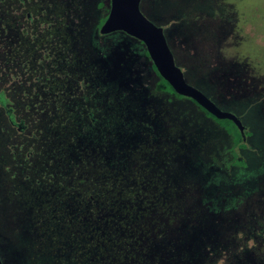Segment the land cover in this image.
I'll return each instance as SVG.
<instances>
[{
  "label": "rangeland",
  "instance_id": "rangeland-1",
  "mask_svg": "<svg viewBox=\"0 0 264 264\" xmlns=\"http://www.w3.org/2000/svg\"><path fill=\"white\" fill-rule=\"evenodd\" d=\"M141 9L164 28L187 81L224 111L237 115L251 134L246 139L249 148L237 149L247 168L227 169L203 154L205 148L212 149L198 146L193 133L214 136L220 145L226 133L191 100L151 93L156 78L143 60L144 47L137 39L123 32L96 31L98 22L110 13V0H47L43 10L51 20L42 31L51 27L52 42L42 59L47 63L42 64H52L53 80L47 89L44 83L34 88L48 103L37 96L30 100L35 106L27 108L29 97L21 90L32 84L22 83V78L20 83L8 81L0 73V257L4 264H56L51 249L58 245L59 236L80 250L72 257L68 255L72 251L67 254L56 248L67 257L63 264H156L154 257H163L161 264H199L194 259L226 255L261 264L264 0H142ZM2 55L0 51V59ZM60 114L71 122L63 125ZM11 120L23 124L21 130ZM91 144L101 149L106 162L124 159L128 166L140 168L138 178L153 190L164 183L161 169L177 164L181 155L201 160L204 168L194 187L185 184L190 189L181 194H188V202L178 224L183 225L182 237L189 239L191 247L166 250L162 241L154 246L155 234L144 237L136 230L138 225L131 231L122 226L120 235L112 237L111 223L101 220L109 215L94 210L87 221L88 210L80 201L69 210L63 202L34 206L33 199L53 196L49 181H42L45 174L56 178V173H75L74 158ZM186 163L183 159L181 165L186 168ZM172 176L180 180L176 172ZM105 177L118 178V174L109 171ZM51 216L58 219L54 228L47 223L52 222ZM187 225L192 230L186 235ZM129 232L139 240L128 243ZM95 237L109 241L93 247L90 242Z\"/></svg>",
  "mask_w": 264,
  "mask_h": 264
},
{
  "label": "trees",
  "instance_id": "trees-1",
  "mask_svg": "<svg viewBox=\"0 0 264 264\" xmlns=\"http://www.w3.org/2000/svg\"><path fill=\"white\" fill-rule=\"evenodd\" d=\"M105 21L106 18L102 19L97 28L101 29ZM139 43L143 46L141 42ZM143 60L149 63L152 73L156 78L155 85L151 92L153 95L166 94L180 100L188 99L179 95L173 87L161 77L156 67L154 65L151 66V59L148 57V53L143 55ZM36 86L39 88L40 85L36 84ZM38 99L42 100V103H48V101L44 100L42 97H39ZM0 100H2L1 97ZM27 100V108L35 106L34 103H31L30 101L33 99ZM193 103L206 118L211 119L218 128L220 127V129L226 133L227 136L223 144L220 145L215 141L214 136L208 138L205 135H197L193 133V139L198 141V146L201 148L209 146V148L211 147L212 149L208 150L205 148L203 154L208 155V158L212 160V162L225 166L227 169L230 167L247 168V162L240 158L237 149L249 148L246 139H248L251 134L246 132V130L245 133L242 134L233 121L217 119L195 101H193ZM88 116L90 117L91 115ZM60 118L63 119V125L71 122V118H68L66 114H60ZM67 135L69 138L75 137L73 133H66V136ZM183 159H186L188 162L185 164L188 169L181 165ZM73 161L76 162V169L74 170L75 173L71 175L70 173L66 174L65 172L64 175L62 173H56L55 175L57 177L55 178L54 174H45L42 181H49L50 185L47 186H50L53 196H43L39 199H33L32 202L34 206L36 205V208L51 206L52 203L59 205L63 202L66 203V206H69L67 207V210H69L76 201H80L88 210V215L86 217L87 221L91 218L94 210L98 211V215L100 213H107L109 215V217H103L101 220L111 223L109 224L110 227L108 228V231L112 237L120 235L122 231L120 229L122 226L125 228L128 227V231H131L133 229L131 228L132 226L138 225L136 230L143 233L144 237H150L155 234L156 237H151L153 238L152 241L154 246L162 241L166 250H178L186 245H190L191 247L189 239L182 237V234L186 232L183 231V225L178 224L182 223L181 220L183 217L181 216V211L185 210L184 206L188 202V194H181L183 192H188L187 189H190V187L185 184L188 183L194 187L195 179L199 178L200 171L204 168L201 160H197V158H194L193 156L189 157L187 155H181L180 159L176 161L177 164L174 165V163H170L169 166L161 169L162 175L159 177L163 178L164 183L161 189L158 188L156 190L151 189L145 184V182L143 183L138 178L137 175L141 170L140 168L128 166V160L126 161L124 159H120L114 163L106 162L105 159H103L101 149H99L98 146H95V144L89 145L88 148L84 150V152L78 154ZM174 167H176L177 170H175ZM69 168H71V165H69ZM128 169H131L132 171H128ZM65 170L68 171V169ZM109 171H115V173L118 174V178L106 180L105 175ZM169 171L172 179L169 177ZM173 172L177 173V178L180 180L176 181L173 178ZM127 173L128 176H126ZM42 183L43 182L39 185ZM39 185L37 187H40ZM232 209L233 207L231 210ZM158 218H160L161 221H159ZM51 219L52 222L48 221L47 223L50 228H54V224L58 219L53 216H51ZM156 224L158 225L156 226ZM176 224H178V226H176ZM186 227L188 229V232L186 233L187 235L191 232L192 228H189L190 225H187ZM58 238L59 239L56 240L58 245L51 249L55 252L54 254L56 256H52V258L56 264H63L67 259L66 256L60 255L56 248L60 249L61 247V249L67 254L69 253V250L72 251L68 254L72 257L78 256L80 250L77 244H69L63 236H59ZM71 240L77 239L71 237ZM137 240H139L138 237L131 236L130 234L128 243H133ZM103 241L108 242L109 240L106 239V237H100V239L95 237L91 240L90 245L94 247L95 243ZM201 247L202 250H207L208 248ZM222 249L223 252H226L225 248ZM224 254L226 255V253ZM185 259L191 261V258H183L184 262ZM153 260L156 264H161L164 259L163 257H154ZM194 260H200L199 264H256V261L251 259L243 260L236 256L230 258L227 255L224 257L219 256L216 259L210 258L205 260L200 258ZM257 263L259 264L258 261ZM260 263L264 264V257H261Z\"/></svg>",
  "mask_w": 264,
  "mask_h": 264
},
{
  "label": "flooded vegetation",
  "instance_id": "flooded-vegetation-1",
  "mask_svg": "<svg viewBox=\"0 0 264 264\" xmlns=\"http://www.w3.org/2000/svg\"><path fill=\"white\" fill-rule=\"evenodd\" d=\"M46 5L47 0L45 2L44 0H0V51H3V55L0 59V73L4 75L3 77H7L6 80L13 81L14 83H20L21 78L23 79L21 81L22 83H31L32 85L29 89L24 88L21 90L22 95L24 97H29L28 99H35L41 94L36 92L34 88L35 84L41 85L44 83L47 89L50 87L49 85L53 80L52 64H47L46 67L42 64L43 61L47 63V60L42 59L47 57L52 42L51 27L49 26L42 31L44 23L46 24V22H50L51 20V15H47V12L43 10V7ZM108 16L109 14L105 18L107 19ZM98 24L96 25V31L98 30ZM142 45L144 47L143 55H146L148 52L143 43ZM152 65L154 64L151 60V66ZM42 66L44 68H42ZM150 71L152 73L151 67ZM21 73L22 76H18ZM41 74L44 75L40 77ZM205 95L211 99L207 94ZM39 97H41V95L38 96V98ZM188 99L192 101L191 98ZM216 105L223 110L218 104ZM91 117L92 116H90V118ZM11 124L17 126L19 130H21L23 126V124L14 123L13 120H11Z\"/></svg>",
  "mask_w": 264,
  "mask_h": 264
},
{
  "label": "water",
  "instance_id": "water-1",
  "mask_svg": "<svg viewBox=\"0 0 264 264\" xmlns=\"http://www.w3.org/2000/svg\"><path fill=\"white\" fill-rule=\"evenodd\" d=\"M111 10L101 28L102 34L124 32L142 42L157 71L179 94L191 98L220 120H231L242 134L245 126L234 113L221 110L200 89L189 84L177 65L164 28L156 25L142 11V0H110ZM0 264H3L0 258Z\"/></svg>",
  "mask_w": 264,
  "mask_h": 264
}]
</instances>
